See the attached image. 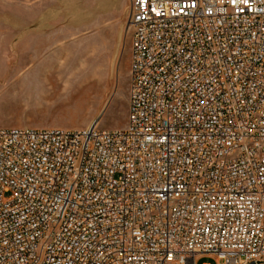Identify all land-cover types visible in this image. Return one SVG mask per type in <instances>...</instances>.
I'll use <instances>...</instances> for the list:
<instances>
[{
  "label": "built area",
  "instance_id": "1",
  "mask_svg": "<svg viewBox=\"0 0 264 264\" xmlns=\"http://www.w3.org/2000/svg\"><path fill=\"white\" fill-rule=\"evenodd\" d=\"M128 7L124 127L0 126V264H264V0Z\"/></svg>",
  "mask_w": 264,
  "mask_h": 264
},
{
  "label": "rangeland",
  "instance_id": "2",
  "mask_svg": "<svg viewBox=\"0 0 264 264\" xmlns=\"http://www.w3.org/2000/svg\"><path fill=\"white\" fill-rule=\"evenodd\" d=\"M129 0H0V126L127 122ZM69 80H68V79ZM224 264L213 256L197 264Z\"/></svg>",
  "mask_w": 264,
  "mask_h": 264
},
{
  "label": "crops",
  "instance_id": "3",
  "mask_svg": "<svg viewBox=\"0 0 264 264\" xmlns=\"http://www.w3.org/2000/svg\"><path fill=\"white\" fill-rule=\"evenodd\" d=\"M200 257H202V256H198V257H197V260H198V258H200ZM203 264H205V263H203Z\"/></svg>",
  "mask_w": 264,
  "mask_h": 264
},
{
  "label": "water",
  "instance_id": "4",
  "mask_svg": "<svg viewBox=\"0 0 264 264\" xmlns=\"http://www.w3.org/2000/svg\"><path fill=\"white\" fill-rule=\"evenodd\" d=\"M248 264H254V262H249Z\"/></svg>",
  "mask_w": 264,
  "mask_h": 264
},
{
  "label": "bare ground",
  "instance_id": "5",
  "mask_svg": "<svg viewBox=\"0 0 264 264\" xmlns=\"http://www.w3.org/2000/svg\"><path fill=\"white\" fill-rule=\"evenodd\" d=\"M68 79V78H67ZM69 80V79H68Z\"/></svg>",
  "mask_w": 264,
  "mask_h": 264
}]
</instances>
